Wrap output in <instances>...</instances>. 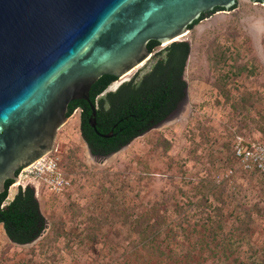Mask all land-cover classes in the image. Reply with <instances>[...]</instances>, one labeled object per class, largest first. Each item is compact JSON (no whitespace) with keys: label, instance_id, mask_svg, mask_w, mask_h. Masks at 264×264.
<instances>
[{"label":"rangeland","instance_id":"1","mask_svg":"<svg viewBox=\"0 0 264 264\" xmlns=\"http://www.w3.org/2000/svg\"><path fill=\"white\" fill-rule=\"evenodd\" d=\"M238 6L183 39L189 108L161 128L97 157L74 112L53 149L71 186L36 194L46 219L36 242L13 244L0 226V264H264V173L233 155L238 136L264 142V4ZM165 48L100 98L140 80ZM141 225L165 230L154 252L137 244Z\"/></svg>","mask_w":264,"mask_h":264},{"label":"water","instance_id":"2","mask_svg":"<svg viewBox=\"0 0 264 264\" xmlns=\"http://www.w3.org/2000/svg\"><path fill=\"white\" fill-rule=\"evenodd\" d=\"M238 1L0 0V195L7 181L16 184L20 171L53 152L70 103L87 102L89 126L113 138L96 128L90 91L98 80L125 78L151 60L150 42H183L203 14L229 13ZM187 108L186 90L177 110L154 128Z\"/></svg>","mask_w":264,"mask_h":264},{"label":"trees","instance_id":"3","mask_svg":"<svg viewBox=\"0 0 264 264\" xmlns=\"http://www.w3.org/2000/svg\"><path fill=\"white\" fill-rule=\"evenodd\" d=\"M236 8L237 5L231 11ZM223 11L222 8H215L213 12L203 14L190 26V30ZM159 47L160 44L155 41L148 45L150 53H154ZM190 52L191 45L187 41L169 45L154 56L153 67L145 76L138 81L123 84L116 92L107 93L105 97L100 98L118 81L115 77L104 76L92 86L90 99L93 104L98 105L97 131L101 134L113 133L111 139L97 136L89 126L92 110L87 102L70 103L68 117L77 110L81 111L82 135L92 155L106 157L119 152L177 110L186 97L187 83L184 76ZM233 155L235 157L234 149ZM12 185V181H7L6 192L0 195V226H3L13 244L30 245L42 236L46 219L41 212L35 190L31 187L21 188L14 200L4 205ZM161 231H165L163 227H153L150 233L149 225H141L140 229L135 230L139 237L137 244L147 252H154L153 243Z\"/></svg>","mask_w":264,"mask_h":264},{"label":"built area","instance_id":"4","mask_svg":"<svg viewBox=\"0 0 264 264\" xmlns=\"http://www.w3.org/2000/svg\"><path fill=\"white\" fill-rule=\"evenodd\" d=\"M233 149L235 158L243 170L264 173V142L253 143L238 136ZM17 177L18 187L26 189L27 186H33L37 195H40L43 188L52 194L60 195L71 186V181L60 169L59 158L53 152L20 171Z\"/></svg>","mask_w":264,"mask_h":264},{"label":"bare ground","instance_id":"5","mask_svg":"<svg viewBox=\"0 0 264 264\" xmlns=\"http://www.w3.org/2000/svg\"><path fill=\"white\" fill-rule=\"evenodd\" d=\"M14 189H15V187L13 186V187L11 188V190H12V192H11V193H12V196L14 195ZM12 196H11V197H12Z\"/></svg>","mask_w":264,"mask_h":264},{"label":"crops","instance_id":"6","mask_svg":"<svg viewBox=\"0 0 264 264\" xmlns=\"http://www.w3.org/2000/svg\"><path fill=\"white\" fill-rule=\"evenodd\" d=\"M15 197H16V196H14V197L12 198V200H11V201H13Z\"/></svg>","mask_w":264,"mask_h":264},{"label":"flooded vegetation","instance_id":"7","mask_svg":"<svg viewBox=\"0 0 264 264\" xmlns=\"http://www.w3.org/2000/svg\"><path fill=\"white\" fill-rule=\"evenodd\" d=\"M171 115H172V114H171ZM171 115H170V116H171ZM170 116H169V117H170Z\"/></svg>","mask_w":264,"mask_h":264}]
</instances>
